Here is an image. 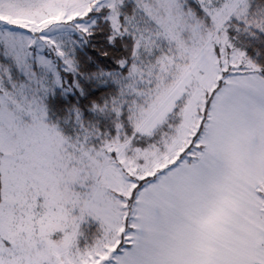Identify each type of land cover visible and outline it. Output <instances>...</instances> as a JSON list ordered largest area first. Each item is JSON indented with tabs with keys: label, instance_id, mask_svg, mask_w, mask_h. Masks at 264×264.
<instances>
[{
	"label": "snow or ice",
	"instance_id": "1",
	"mask_svg": "<svg viewBox=\"0 0 264 264\" xmlns=\"http://www.w3.org/2000/svg\"><path fill=\"white\" fill-rule=\"evenodd\" d=\"M0 264H264V0H0Z\"/></svg>",
	"mask_w": 264,
	"mask_h": 264
}]
</instances>
